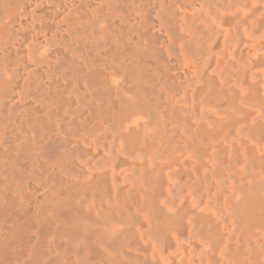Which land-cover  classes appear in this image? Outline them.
Segmentation results:
<instances>
[{
  "label": "bare ground",
  "instance_id": "bare-ground-1",
  "mask_svg": "<svg viewBox=\"0 0 264 264\" xmlns=\"http://www.w3.org/2000/svg\"><path fill=\"white\" fill-rule=\"evenodd\" d=\"M0 264H264V0H0Z\"/></svg>",
  "mask_w": 264,
  "mask_h": 264
}]
</instances>
